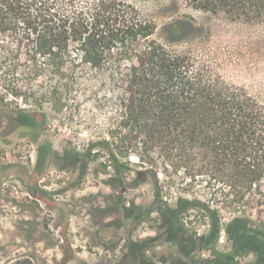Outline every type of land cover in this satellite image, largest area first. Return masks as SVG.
Listing matches in <instances>:
<instances>
[{
  "label": "trees",
  "instance_id": "obj_1",
  "mask_svg": "<svg viewBox=\"0 0 264 264\" xmlns=\"http://www.w3.org/2000/svg\"><path fill=\"white\" fill-rule=\"evenodd\" d=\"M183 6L264 24V0H168L164 10ZM177 12L158 25L128 0H0V97L48 106L63 125L96 133L92 144L107 149L115 175L135 171L151 181L168 229L184 225L181 214L204 210L202 247L212 248L207 241H218L225 225L233 253L264 261V100L239 76L254 52L207 45L211 29ZM92 151L69 152L91 161L101 155ZM132 155L146 166L133 168ZM180 173L186 186L225 197L180 195L173 207L162 194ZM219 207L242 214L224 222Z\"/></svg>",
  "mask_w": 264,
  "mask_h": 264
},
{
  "label": "rangeland",
  "instance_id": "obj_2",
  "mask_svg": "<svg viewBox=\"0 0 264 264\" xmlns=\"http://www.w3.org/2000/svg\"><path fill=\"white\" fill-rule=\"evenodd\" d=\"M128 1L158 25L177 12L164 10L168 0ZM187 13L211 29L213 41L207 45L247 46L254 52L239 76L264 100V41L258 42L264 39V24L234 23L186 6L177 12ZM32 104L0 97V264H264L254 253H233L225 225L223 241L202 247L199 234L210 226L204 210L181 214L184 225L168 229L151 181H141L135 171L115 175L107 149L92 144L96 133L63 125L60 113L48 106L37 111ZM20 106L30 109L22 113ZM91 149L101 155L91 161L74 155ZM130 160L133 168L146 166L134 155ZM160 179L168 186L169 177ZM188 180L175 176L163 200L176 207L180 195L207 202L225 197L210 188L188 187ZM219 208L224 222L242 214L238 208ZM249 212L257 216L256 209Z\"/></svg>",
  "mask_w": 264,
  "mask_h": 264
},
{
  "label": "built area",
  "instance_id": "obj_3",
  "mask_svg": "<svg viewBox=\"0 0 264 264\" xmlns=\"http://www.w3.org/2000/svg\"><path fill=\"white\" fill-rule=\"evenodd\" d=\"M221 233H222V230H221ZM220 240L223 241V236L220 237Z\"/></svg>",
  "mask_w": 264,
  "mask_h": 264
}]
</instances>
